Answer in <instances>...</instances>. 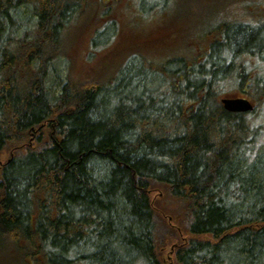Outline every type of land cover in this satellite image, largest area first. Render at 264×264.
<instances>
[{
  "label": "trees",
  "instance_id": "trees-1",
  "mask_svg": "<svg viewBox=\"0 0 264 264\" xmlns=\"http://www.w3.org/2000/svg\"><path fill=\"white\" fill-rule=\"evenodd\" d=\"M96 3L88 21L103 17L106 25L93 42L119 36L106 81L103 71L76 77L69 58L80 0H0V256L15 253L17 264H164L160 254L174 247L175 264L259 260L264 13L237 24L231 6L222 39H214L220 24L197 30L187 53L167 59L168 29L144 9L154 4L140 2L144 17L131 5L119 30L118 9ZM152 23L155 32L141 28ZM145 72L160 84H141ZM236 88L256 111L223 108L221 97Z\"/></svg>",
  "mask_w": 264,
  "mask_h": 264
},
{
  "label": "rangeland",
  "instance_id": "rangeland-1",
  "mask_svg": "<svg viewBox=\"0 0 264 264\" xmlns=\"http://www.w3.org/2000/svg\"><path fill=\"white\" fill-rule=\"evenodd\" d=\"M90 3L87 0H80V7L74 13V18L76 21L73 23V28L69 31L68 35V44H69V58L72 60H76L75 67V76H87L88 74L96 73L93 75H101L104 66L107 65L105 63H110V59L108 58L111 53L115 52L119 45L116 44L119 36L117 37V33L113 32L111 37H109L108 32L104 33L99 37V43L95 44L93 42V37L95 36L97 29L99 33H103L105 30L106 21L103 17L101 19H96L94 21L89 22V18L93 17L96 12V6L100 3H96L98 0H90ZM102 1L103 4L110 5L114 7L113 9H118V13L113 12L112 16H116V27L118 29L126 28V18L124 15L130 14L132 9L136 6V10L140 8V2L144 1L145 4L151 5L154 4L153 7H145L144 9L149 14L158 15V24L160 27H167L168 33L165 37V42L168 44L167 48V59H171L173 57H178L181 54L187 53L184 50L190 42L195 38V32L197 30L206 31L215 26V24H220V29L214 35V39H222L225 36L227 23H231L226 19H230L226 16L227 9L231 6L232 9L228 12L229 15L235 16L230 20H233V23H244V24H255L257 20L254 16L255 14H260V16L264 13V6L259 5L258 2L262 0H131L132 3H128L129 0H118V6H115L112 0H99ZM106 1V2H105ZM112 1V2H111ZM108 2V3H107ZM238 6V7H234ZM246 10L247 14L243 10ZM24 10V9H23ZM119 14L123 15V21L119 20ZM138 15L144 17L146 14L141 13L138 10ZM214 15H218L221 19L217 21H213ZM129 17H134L133 15ZM153 16H149L148 18H152ZM80 20V21H79ZM87 21V22H86ZM86 22V23H85ZM86 24V27H81L82 24ZM99 24V26L97 25ZM260 28H263L264 22L261 19L258 22ZM133 28V27H131ZM141 28H149L151 32H155L156 28L154 24H149L145 27ZM129 29V28H128ZM111 33V31H110ZM120 33V32H119ZM155 34V33H152ZM101 43V44H100ZM181 45V48H179ZM188 56H191L189 53ZM149 57H151L149 55ZM102 60V61H100ZM114 57L112 58V61ZM246 60L244 56H240L236 58V61H244ZM68 64L64 59L59 61V74L60 76L57 78L58 88L65 82V65ZM137 70V66L133 68ZM108 70L103 71V76L101 75L98 79L102 81H106L109 73ZM133 70L129 73V76L133 74ZM151 75V73H150ZM149 73L145 72L143 76H138L137 78L143 79L141 84L150 80L148 84L149 87H153L154 85H159V79L157 80V76H153L151 78ZM253 75V74H252ZM147 79V80H144ZM226 95H242L239 88L230 89ZM252 95L250 94V97ZM252 98V97H251ZM254 98V96H253ZM254 100V99H253ZM255 101V100H254ZM256 102V101H255ZM261 113V115H260ZM258 115L259 118L256 120L257 124L264 122V108L260 105L258 106ZM259 153H262L264 148V135L259 139ZM158 201H163V194L158 192ZM155 199V195H153ZM156 201V200H155ZM157 203V207H158ZM264 248H260L259 254L262 253ZM168 250H165L163 254H160L162 259V255H166ZM262 256V257H261ZM260 259H251L252 264H264V253H262ZM259 257V256H258ZM17 254L7 255L5 257L0 256V264H17ZM249 264L250 261L248 262ZM31 264H34V261L31 260Z\"/></svg>",
  "mask_w": 264,
  "mask_h": 264
},
{
  "label": "water",
  "instance_id": "water-1",
  "mask_svg": "<svg viewBox=\"0 0 264 264\" xmlns=\"http://www.w3.org/2000/svg\"><path fill=\"white\" fill-rule=\"evenodd\" d=\"M221 103L226 111L234 113H247L255 108L251 100L238 96H225L221 99Z\"/></svg>",
  "mask_w": 264,
  "mask_h": 264
}]
</instances>
